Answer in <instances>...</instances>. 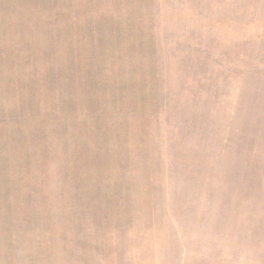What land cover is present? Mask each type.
<instances>
[{"label":"rangeland","instance_id":"rangeland-1","mask_svg":"<svg viewBox=\"0 0 264 264\" xmlns=\"http://www.w3.org/2000/svg\"><path fill=\"white\" fill-rule=\"evenodd\" d=\"M0 264H264V0H0Z\"/></svg>","mask_w":264,"mask_h":264},{"label":"trees","instance_id":"trees-1","mask_svg":"<svg viewBox=\"0 0 264 264\" xmlns=\"http://www.w3.org/2000/svg\"><path fill=\"white\" fill-rule=\"evenodd\" d=\"M91 198V197H90Z\"/></svg>","mask_w":264,"mask_h":264}]
</instances>
